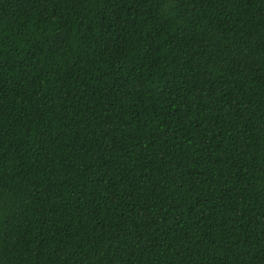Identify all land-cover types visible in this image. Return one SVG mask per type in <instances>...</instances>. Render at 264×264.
<instances>
[{
    "label": "trees",
    "instance_id": "obj_1",
    "mask_svg": "<svg viewBox=\"0 0 264 264\" xmlns=\"http://www.w3.org/2000/svg\"><path fill=\"white\" fill-rule=\"evenodd\" d=\"M0 264H264V0H0Z\"/></svg>",
    "mask_w": 264,
    "mask_h": 264
}]
</instances>
